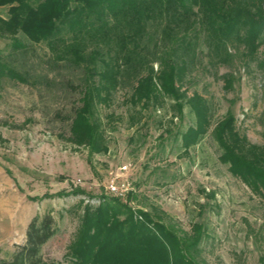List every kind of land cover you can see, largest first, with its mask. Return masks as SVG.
Returning <instances> with one entry per match:
<instances>
[{
  "label": "trees",
  "instance_id": "1",
  "mask_svg": "<svg viewBox=\"0 0 264 264\" xmlns=\"http://www.w3.org/2000/svg\"><path fill=\"white\" fill-rule=\"evenodd\" d=\"M0 8H7L0 38H9L14 52L23 55L29 43H45L75 74L69 85L80 96L69 115L68 140L86 146L89 155L109 149L99 105L117 89H128L129 126L149 110L160 125L176 118L173 137L180 154L209 135L219 161L264 196V148L240 133L230 109L209 128L205 99L178 86L202 55L216 69L233 61L239 49L253 60L263 47L258 66L264 71V0H0ZM3 78L29 82L28 72L0 53V82ZM231 78H225V88L232 86ZM185 119L190 124L182 128ZM132 195L125 202L100 195L85 204L68 252L72 264H208L203 224L194 222L190 232L178 235L153 205L133 209ZM57 231L50 213L35 214L24 241L0 263L44 264L41 247Z\"/></svg>",
  "mask_w": 264,
  "mask_h": 264
},
{
  "label": "rangeland",
  "instance_id": "2",
  "mask_svg": "<svg viewBox=\"0 0 264 264\" xmlns=\"http://www.w3.org/2000/svg\"><path fill=\"white\" fill-rule=\"evenodd\" d=\"M0 17H7V8H0ZM10 43L0 38V53L28 72L29 82H0V260L24 241L35 214L50 213L58 231L41 247L44 264H72L68 252L85 204L100 195L125 202L133 192V209L153 205L178 235L190 232L194 222L203 224L208 264H264V196L219 161L209 135L180 154L173 137L178 120L160 125L149 110L129 126L130 91L119 88L98 107L109 149L89 155L86 146L68 140L69 115L80 96L72 86L75 74L45 43H29L23 55ZM234 53L233 61L216 69L202 55L178 86L205 99L209 128L230 109L240 133L264 148V71L258 66L263 47L253 60L242 49ZM227 77L233 80L229 88ZM189 124L185 119L182 128ZM111 181L127 182L130 189L114 195L107 190Z\"/></svg>",
  "mask_w": 264,
  "mask_h": 264
},
{
  "label": "built area",
  "instance_id": "3",
  "mask_svg": "<svg viewBox=\"0 0 264 264\" xmlns=\"http://www.w3.org/2000/svg\"><path fill=\"white\" fill-rule=\"evenodd\" d=\"M129 186V183L127 182L111 181L107 185V190L114 195L124 196L127 193V190L130 189Z\"/></svg>",
  "mask_w": 264,
  "mask_h": 264
}]
</instances>
